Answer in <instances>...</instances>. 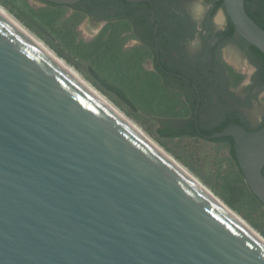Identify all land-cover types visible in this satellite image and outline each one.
I'll return each instance as SVG.
<instances>
[{"label":"water","instance_id":"water-1","mask_svg":"<svg viewBox=\"0 0 264 264\" xmlns=\"http://www.w3.org/2000/svg\"><path fill=\"white\" fill-rule=\"evenodd\" d=\"M221 5L264 56V30L244 0ZM150 22L155 36L153 11ZM240 47L233 40L225 55L236 70ZM197 108L203 139L164 140L231 138L244 182L264 206V126L230 124L202 136ZM244 113L256 125L264 104ZM0 264H264V242L0 16Z\"/></svg>","mask_w":264,"mask_h":264},{"label":"rangeland","instance_id":"rangeland-1","mask_svg":"<svg viewBox=\"0 0 264 264\" xmlns=\"http://www.w3.org/2000/svg\"><path fill=\"white\" fill-rule=\"evenodd\" d=\"M0 6L264 238V206L248 190L227 144L164 140L165 124L180 123L188 113L174 92L151 74V52L131 46L124 36L125 25L98 34L99 25L68 8L38 0H0ZM221 18L219 11L215 20ZM243 70L252 71L246 59L239 69ZM94 74L120 88L129 104L104 88ZM238 75L234 86L247 78V73ZM258 100L264 104V93Z\"/></svg>","mask_w":264,"mask_h":264},{"label":"flooded vegetation","instance_id":"flooded-vegetation-1","mask_svg":"<svg viewBox=\"0 0 264 264\" xmlns=\"http://www.w3.org/2000/svg\"><path fill=\"white\" fill-rule=\"evenodd\" d=\"M147 1L81 0L71 6H60L39 0L51 7L68 8L83 15L91 24L99 25L98 34L109 28L116 32L125 25L124 36L132 42L131 46L151 52L149 71L174 92L183 112L188 113L179 124H192L189 133L195 137L203 139L194 127L193 112L197 104V128L202 136L220 132L230 124L243 126L249 132L258 130L264 116L256 125H251L244 110L249 104L259 102L264 93V70L254 65L246 54L250 45L237 33L229 35L231 24L222 5L215 8L218 0ZM246 2L249 12L264 25V0ZM152 11L157 27L155 36L150 22ZM219 11L222 18L217 21L215 15ZM235 39L240 41L241 52L252 68L249 74L236 70L225 59L227 47ZM246 73V80L234 86L236 75ZM228 142L223 140L216 144H227L230 148ZM262 173L264 175V168Z\"/></svg>","mask_w":264,"mask_h":264},{"label":"bare ground","instance_id":"bare-ground-1","mask_svg":"<svg viewBox=\"0 0 264 264\" xmlns=\"http://www.w3.org/2000/svg\"><path fill=\"white\" fill-rule=\"evenodd\" d=\"M0 16L11 26L17 29L22 35H24L29 41H31L36 47H38L47 57H49L58 67H60L68 76L80 84L98 103L109 110L119 120L137 132L148 143H150L155 149H157L163 156H165L171 163H173L179 170H181L187 177H189L195 184H197L202 190L216 200L222 207H224L232 216H234L242 225H244L250 232L258 237L262 242L264 238L258 234L251 226H249L243 219H241L235 212H233L227 205H225L219 198H217L209 189H207L200 181H198L190 172H188L181 164H179L173 157H171L163 148H161L153 139H151L140 127H138L133 121L126 117L118 108H116L109 100H107L102 94H100L94 87L86 82L71 66H68L61 58H59L54 52H52L47 46H45L38 38L30 33L23 25H21L16 19L8 14L0 6Z\"/></svg>","mask_w":264,"mask_h":264},{"label":"trees","instance_id":"trees-1","mask_svg":"<svg viewBox=\"0 0 264 264\" xmlns=\"http://www.w3.org/2000/svg\"><path fill=\"white\" fill-rule=\"evenodd\" d=\"M39 1V0H38ZM247 0H245V3H244V7H245V10H246V13L248 14V16L255 21V23L264 30V25L262 23H260V21L254 17L248 10V7H247ZM44 3V2H43ZM48 5V4H46ZM48 6H51V5H48ZM215 8H221V1H217L215 2ZM235 34V31L233 30V28L230 26V29H229V35H234ZM101 37V36H100ZM244 43V42H243ZM245 44V43H244ZM246 54L248 56H250L252 58V63L256 66H261V68L264 70V56L259 52L257 51L254 47H252L250 45V49L249 51H246ZM262 126H264V120L262 122V124L259 126V128H261ZM258 128V129H259ZM193 127H192V124L190 125H181L179 124L178 126H170L169 123H166L165 124V133L168 134V135H171V136H176V137H183V136H194V134H190L189 133V130H192ZM223 140H228L229 142V155L230 157L233 159L234 161V152H233V149H232V140L230 139H220V140H213L212 143H217V142H221ZM235 162V161H234Z\"/></svg>","mask_w":264,"mask_h":264}]
</instances>
